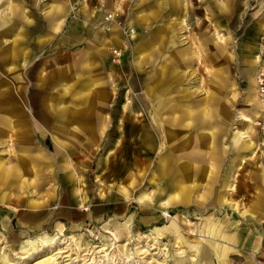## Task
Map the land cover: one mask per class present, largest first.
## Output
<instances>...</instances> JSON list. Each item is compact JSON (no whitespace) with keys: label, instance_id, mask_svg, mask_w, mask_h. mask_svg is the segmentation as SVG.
Returning <instances> with one entry per match:
<instances>
[{"label":"crops","instance_id":"0c3cea01","mask_svg":"<svg viewBox=\"0 0 264 264\" xmlns=\"http://www.w3.org/2000/svg\"><path fill=\"white\" fill-rule=\"evenodd\" d=\"M91 1L93 0H83L81 9L73 14L71 0H0V145L7 140L9 150L6 151L13 156L10 161L0 159V223L3 225V230L8 229V223L13 212L16 211L10 204H6V201L13 199L10 191L22 189L28 183L31 184L33 180H28L26 174L31 171L38 172L41 166L48 167L52 191L44 201L17 199L18 203L29 206L19 214L18 224L25 227L22 231L28 233L46 230L44 227L53 223L61 232H65V227L62 226L70 227L56 220L59 218L56 216L59 211L60 213L69 212V203H73L79 196H82V200L84 199L81 188L78 187L83 180V168L73 161L74 153L106 149L110 141L107 140V128L113 116L124 118L123 125L118 119V131L121 132L123 129V135H126V140H117L115 148L127 149L125 145L123 146V142L128 144V147L146 149L148 139L145 138L152 132L149 120L152 116V108L149 92L143 85L153 83L151 76L156 70L158 73L168 62H172L169 65L172 70L191 69L194 72V76L190 79L197 78L199 79L197 84L204 85L205 95L201 101L205 102L206 107L204 110H199L200 112L197 110V113H192L194 104L190 105L193 107L191 109V107L182 108L180 103L175 102L173 106L171 103L167 104L168 107L165 109L167 100L160 90L157 91L158 102L164 104L162 116L166 118L173 116L174 119L173 128L170 129L167 124H161V127L157 128L152 124V130H158L157 139L160 143L158 147L163 148V153H165L164 149H171V147L174 151L173 157L171 155L164 157L163 164H160L173 162L174 159L179 162L178 165L197 166V169L191 171L192 174H197L196 177L191 175L193 178L189 179L183 178L184 174L188 173L186 168L185 170L181 167L175 168L173 180L165 184V186L170 185V188L173 187L166 195L170 196L175 193V190L179 194L181 189L178 191V187L183 186L185 182L199 181L205 185H212L214 197L215 192L225 191L229 181V168H217L216 174L213 169H207L204 166L202 160L205 161V159L194 155L196 148L209 147L205 139L206 133L210 130L209 127L212 128L211 118L225 116L224 108L214 110L210 108L211 104L214 101H221V106L225 107L229 102L226 99L230 93V74L226 70L230 66L228 59L225 60L226 50L229 53L225 46L226 41L228 42V34H222L218 25L212 20L214 10H218L220 18L229 20V11L224 6V0H208L205 9L207 14H211L207 17L210 21V29L205 30L203 35L192 32V28H189L188 34H183L186 28L184 23L189 21L190 12L194 7L191 0H120L116 3L100 0V6L96 9L91 8ZM220 7L227 9V12L223 14ZM184 9L186 17L183 19L180 15ZM118 21H121L122 25H118ZM173 24H176V28H183L180 35L189 39L188 46L179 44L177 47H171V34L167 27ZM210 37L213 38V43L215 41L217 43V45L214 44L217 48L214 52L208 50ZM223 39L227 40L223 43ZM256 39H259L258 36L244 40L241 47L251 48L253 52H257V49L259 51ZM79 43H82V46L72 48ZM139 46H145L153 53L154 57L156 56V62L148 60L141 63L137 53L142 51ZM114 50L126 52L125 59L121 62L117 61ZM219 50L222 52L220 60L218 59ZM49 56L53 61L48 60ZM209 58L215 60L214 65H205L204 73L208 75L203 76L200 73L198 77L199 66L194 65V61L202 64V60ZM144 59H146L145 56ZM251 65L256 67L257 60L253 59ZM248 73L251 74L250 100L260 110L261 104L255 93L257 72L248 70ZM189 97L190 100L198 101L192 94ZM136 103L139 104L138 108H135ZM157 105L159 108L160 104ZM197 105L203 106L200 102H197ZM159 111L158 109L155 114L157 118H160L157 116ZM17 116L19 119L15 118ZM242 118V120H248L246 116ZM224 122L222 124V121H219V130H223ZM136 126L139 127L137 139L140 140H136L133 145L129 128ZM240 130L249 132V129L243 127ZM49 137L56 145L53 151L42 144V141L44 143ZM128 137L131 140H128ZM167 137L169 140L166 139ZM104 141H106L105 144ZM235 148L238 149L236 145ZM187 149H191L190 159L194 162L199 161L201 165L196 164L197 162L183 163L181 161L182 155H185L182 150ZM237 151L239 154L242 153L239 149ZM159 157L155 159V162H158ZM213 158H210V163L206 164L221 166L225 161L224 158L219 157V154ZM238 159L244 160L240 157ZM108 163L111 164L109 161L97 160L100 167L107 166ZM141 165L139 173L145 169L144 161H141ZM161 169L163 175V168ZM129 174L127 173L125 179H131V181L127 186H119L117 192L126 198L127 202L140 203L141 211L151 210L150 217L141 216L144 227L153 220L164 222L178 217L180 221L178 223L176 220V222L178 224L181 222L180 228L183 233L190 232L188 230L190 228L187 227L190 221L182 219L185 213L174 214L172 211L179 209H167L162 206L168 198L166 195L164 196L167 198L157 201L156 190L149 193L150 187L148 188L143 178L139 176L133 180V176L127 177ZM64 183L68 184L66 186L70 195L64 201L66 204L61 202ZM205 185L199 195L208 187ZM124 190L130 194L129 197H127L128 194L123 193ZM145 194L149 195V199L141 200V196ZM191 197L193 201L196 200L192 195ZM222 201L224 203L225 199ZM49 202V205L53 204V206L52 208L49 206L50 210L45 212L44 205ZM223 203L217 201L208 210L199 211L201 218L205 219L212 215L219 218L216 212L204 216L215 204L223 205ZM201 207L204 205L202 204ZM42 213H44L43 217H41ZM100 220H106L105 225L113 228H116L117 224H122L115 217ZM193 225L191 231L197 226L203 227L204 221L201 220L199 225L194 223ZM74 227H76L75 223L71 228ZM3 230L0 227V233H5ZM205 230L207 233L206 228ZM240 230H242L241 226ZM204 238H201L204 247L202 252L204 251V256H208L212 264H216L213 255L214 242L208 236ZM189 239L194 241L191 239V234ZM254 254L257 258L258 254H261L259 260L264 263L263 249H259L258 254Z\"/></svg>","mask_w":264,"mask_h":264},{"label":"rangeland","instance_id":"374dc122","mask_svg":"<svg viewBox=\"0 0 264 264\" xmlns=\"http://www.w3.org/2000/svg\"><path fill=\"white\" fill-rule=\"evenodd\" d=\"M71 1V4H73L71 6L73 7L72 13L75 14L81 9L83 0ZM110 1L116 3L120 0ZM191 1L194 7H192L193 9L190 12L189 21L184 23L186 28H184L183 34H188L190 31L189 28H192V32L203 35L205 30L210 29V21H208L207 17L211 16V14H207L205 9L208 0ZM223 3L225 8L229 11V20L220 18V16H218V10H214L215 14L212 20L218 25V29L222 34H228V42L226 41L225 46L229 50V53L226 50L225 60L228 59L230 66L228 70H226L230 74V93L226 99L229 100V102L228 104L226 103L225 107L221 106V101H214L213 104H211L210 108L212 107L214 110L224 108L226 110L225 116L223 118L221 116L211 118L212 128L209 127L210 130L206 133L205 139L209 147L204 149L203 146L196 148L194 150V155H196L197 158L205 159V161L202 160L204 166H206L207 169H213L216 174L219 168H229V181L227 186H225V191L219 190L215 192L216 194L213 197L211 190V188L213 189L212 185L210 186L207 184L208 187H206L207 185L199 181L185 182L183 186L179 185L178 191L184 187L189 188L193 198L200 204H203L204 207L195 204L196 202L186 205L170 204L169 202L172 197L177 194V190L170 196H168L169 194L166 195L168 198L163 196V188L167 181H165L162 175L160 160L158 159V162H155V159L161 155V160H164L166 156H172L173 148H166L164 149L165 153H163V148L158 147L160 145L157 139L158 130L154 129L153 131L152 124L156 126V128L161 127V124H167L168 129H170L173 128L174 119L173 116L167 118L164 116L157 118L155 116L158 112V89L156 87L159 84L158 78L155 77L157 73L156 70L154 75L150 78L153 83L150 85H143L144 89L149 92L152 108V116L149 118L151 121L150 130L152 132L145 138L146 140L148 139L146 149L128 147L129 145L123 142V146L125 145L127 149L115 148L117 140H126V135H123V129L121 132L118 131V119L120 124L123 125L124 118L113 116L107 128V140L109 139L110 141L106 149L102 150L100 148L97 151H77L74 153L73 161L80 168H83V180L78 184V187L81 188L84 199L82 200V196H79L73 203H69V212L60 213L59 211V214L56 216L59 217L56 220L70 226L69 228L65 225L62 226L63 228L65 227V232H61L60 229L58 230V228H55V224L53 223L46 225L44 227L46 230L28 233L22 231L25 227L18 224L17 218L19 214L24 212L25 209H28L29 206L18 203L17 199L24 200L28 198L31 201H44L50 196L52 191V180L50 179L48 167L41 166L42 168L38 172H32L30 170L31 172L26 175L28 176V180H33L31 184L28 183L26 186H23L22 189L17 188L11 190L10 193L13 199L6 201V204H10L11 208L14 207L16 211L13 212L7 230H3V225L0 223L3 232L5 231V233H0V264L7 263L3 260L2 254L8 259V264H40L41 262L46 264H61L66 260H68V264H123L124 260L127 262L131 260L128 264H180L181 262L184 264H198L199 256L197 251L204 248L202 239H205L204 237L206 236L214 242L213 255L216 264H219L216 253L217 246L229 248L228 264H264L259 260L261 254H258L259 249L264 250V92H261V88L263 89L264 85H259V77L261 76L262 67L264 66V0H224ZM90 5L91 8L96 9L100 6V0H93ZM227 9L221 8L222 13H226ZM184 11L185 9L180 15L183 19L186 17ZM118 25H122V22L118 21ZM167 28L171 34L170 40L177 37V45H171V47H177L179 44L189 45V39L187 40L180 35L182 34L183 28H176V24L170 25ZM130 35L132 36V33H130ZM255 36L259 38L258 40L256 39V42H258L257 45L260 48L259 51L257 49V52H253L251 48L241 47L244 40H250ZM223 40L224 43L227 39ZM214 44L217 45L216 41L213 43V38L210 37V42L208 44L209 51L214 52L217 49ZM79 46H82V43L72 46V48ZM139 49L142 50L137 52L139 53L138 55L141 63H145L148 60L156 62V56L154 57V54L148 51L145 46H139ZM114 54L117 56V61L119 62L123 61L127 55L126 52L123 53L118 50H114ZM144 56L146 59H144ZM42 58L43 56L41 60ZM47 58L53 61L52 57L49 56ZM218 59H222L221 50H219ZM253 59L257 60L256 67L251 65ZM214 63L215 60L210 58L202 60V64H198V62L194 61L193 64L199 66V73L197 76L199 77L200 73L203 76H207L208 74L204 73L205 65L212 66ZM171 64L172 62H168L163 65L166 67V75L168 78L165 80V75L160 86V90L165 91L164 96L167 100V102H165V109L168 107L167 104L171 103V106H173L176 102L180 103L182 108H190V105L194 104L193 107L195 108L191 107V109H194L192 113H197V110H204L206 104L204 101H201L205 95L204 85L197 84L199 82L197 78L190 79V77L194 76V72H192L191 69H186L184 71L179 69L172 70L169 68ZM248 70L257 72L255 77V93L257 100L261 104L260 110L257 109L258 107L255 106L256 104L250 100L251 74L248 73ZM245 71H247V74L243 73ZM173 72L179 74V81L177 80L175 82L172 79ZM147 86L149 88H147ZM138 87L140 88V85ZM190 94H192L194 98H197L198 101L190 100ZM197 102H200L203 106L198 107L199 105H197ZM136 104L138 106L135 105V108H138L139 104ZM22 105H24V103ZM244 116H246L248 120H242ZM15 118L19 119V116ZM220 120L222 124L225 121L223 130H219ZM240 123H242V125ZM241 126L245 129H249L247 136L254 144V147L252 149L245 148L244 151L239 154L233 140L237 131L242 129ZM138 129V126L129 128V136L132 138L131 142L133 145L136 140H140L137 139L139 135ZM130 137H128V140H131ZM166 139L169 140L168 137ZM105 143L106 141H104V144ZM42 144L51 151L56 149V145L50 137L46 139L44 143L42 141ZM7 146V140L0 145V159L10 161L13 156L6 151L9 150ZM182 151L185 152L183 153L185 155L181 157L183 163L194 162V160L190 159L192 154L189 151H191V149ZM217 154H219L220 158H224V163L221 166L217 164L207 165V162L210 163L209 159ZM239 157L244 160L240 161L238 159ZM99 159L107 162L109 161L111 164L108 163L109 165H102L100 167L97 164V160ZM141 161H144L145 169L139 173L142 166ZM196 162L197 161L194 163ZM196 164L201 165L202 163L198 161ZM132 171L133 173H131ZM127 173H130L127 177L130 178L133 176V180L139 176L143 178L145 184H148V188L150 187L148 189L149 193L156 190L155 198L157 201L166 197V202L163 203L162 206L167 209H179L172 211L174 214H176V212L185 213L182 219L190 221L187 224V227L190 228L188 229L190 232H187L188 235L185 234V232L183 233L180 228L182 225L181 222L178 224L180 221L178 217L174 218V220L171 219L172 221L164 222H156L157 220H153L148 222L146 227H144L141 216L150 217L151 210L141 211L140 203L136 201L127 202V199L120 196L117 192L119 186H127L131 181V179H125ZM66 185L68 184L64 183V190L61 198L62 203H65L64 201L66 198L70 197L69 189H67ZM204 185L206 190L199 195ZM123 193L128 194L127 197L130 196L126 190H124ZM84 194L86 196H84ZM223 194V199L229 203H223V205H221L222 203L215 204L204 216L206 217L216 212V216L220 219L213 215L202 219L199 211L208 210L212 204L215 202L217 203L219 196L223 197ZM202 197L204 200H202ZM141 199L148 200L149 195L145 194L141 196ZM49 204L50 202L44 205L46 209L45 212L50 210L49 206L51 205ZM43 216L44 213H42L41 217ZM110 217L117 218L122 224H117L116 228L108 227L105 225V219ZM209 218L219 223L228 224L229 228L233 227L239 229L240 232H245L248 235L247 242L252 239L255 240L253 243L246 242L244 247H232V245H229L226 241L220 242L218 239L207 235L205 225L203 227L197 226L195 230L191 231V228L194 227L193 223L199 225L201 220L205 223ZM100 219H104L105 221ZM167 219H169V217ZM176 220H178V223ZM73 223L76 224V227L71 228ZM240 226L242 230H240ZM184 228L186 229V227ZM189 234H191V239L194 241L189 239ZM40 237L49 239V242L52 238L58 241H51L52 244L45 245L44 247L42 243L37 240L38 238L40 239ZM30 238H32L35 244L32 246H24L23 248V244L28 243ZM199 239L201 240L196 242ZM60 244L62 245L60 246ZM58 251H61L62 254H59L60 256H55L58 259L57 261L52 262L48 260V257L56 254ZM32 253H37L35 254V260L31 258ZM254 253L258 254V258L255 257ZM180 259H182L181 262ZM200 263L206 264L203 261H200Z\"/></svg>","mask_w":264,"mask_h":264},{"label":"bare ground","instance_id":"6f19581e","mask_svg":"<svg viewBox=\"0 0 264 264\" xmlns=\"http://www.w3.org/2000/svg\"><path fill=\"white\" fill-rule=\"evenodd\" d=\"M174 38L171 40V44L172 45H176L178 43L177 42V37H174ZM166 74H167V70H166V67L165 66H162L161 69L159 70V72L155 74V77H157L158 80H159V82H158L159 84L157 85V87L155 86L158 90H160L161 83L164 80L163 78L165 77ZM172 75H173L172 76V79L175 82L177 80L179 81V74L173 72ZM260 75L261 76L259 77V85H264V66L262 67V72H261ZM167 78L168 77L166 75L165 80H167ZM260 88H261V86H260ZM160 92L163 95L165 93L164 90H160ZM261 92H264V88L263 89L261 88ZM158 103L160 104V107L158 108L160 110L159 111L160 113H158L157 116L162 117V113L161 112L164 109V104H163V102H160V101ZM247 134H248V132L238 130L237 133H236V135H235V138L233 140V142L235 143V145L237 146V148L239 149L240 152L241 151H244L245 148L246 149H250V148L252 149L254 147V144L248 138ZM161 157L162 156L159 157V160H160V163L163 164V162L161 160ZM178 164H179V162L178 161H174V159H173V162H168V163L165 162L164 165H161V168H163V172H164V174H163L164 175V178L166 177V181L173 180L172 178H174L175 168H178L179 169V167H181L184 170H185V168L187 169V172L188 173L187 174L186 173L184 174V176H183L184 179H189L190 177L193 178L191 175H193L194 177H196L197 174H192L191 173L192 170L197 169L196 168L197 167L196 165H187V164L178 165ZM173 169H174V171H173ZM199 177H201V176H199ZM170 187H171L170 185H168V186L166 185L163 188V196L166 195L167 193H169L170 192V189L173 188V187L172 188H170ZM191 195L192 194H190L189 188L184 187V188L181 189L180 193L177 194L176 197H172V199L170 200L169 203L170 204L171 203L172 204H183V205L189 204V203H191L193 201ZM220 195H221V193H220ZM222 198H223L222 196H219V199H218V202L219 203H223L222 200H224V199H222ZM202 200H204V198H202ZM194 202H196L195 204H199V205L202 206V204H200L197 200L193 201L192 203H194ZM225 202L226 203H229L228 201H225ZM204 225H205V228L207 229V235L212 236L215 239H218L220 242L221 241H226L229 245H232V247H235V246H237V247H242L243 246L244 247L245 243L247 242L248 235L245 232H240L239 229L233 228V227H231V228L228 227L227 228L228 224L226 225L224 223H219V222H216V221H214V220H212V219L209 218V219H207L205 221ZM226 228H227V230H226ZM37 240H39L44 247H45V245L47 246L49 244H52L51 241H53V242L58 241V240H54L52 238L50 240V242H49V239H47L45 237H40V239L38 238ZM254 240L255 239H252L249 242H252ZM249 242H247V243H249ZM34 244H35V242H33L32 238H30V241H28V243H26V244H23L22 247L24 248V246H32ZM61 245L62 244H60V246ZM44 247H43V249H44ZM195 250H196V248H195ZM202 250H203V248H201V249H199L197 251L198 252V256H199L198 257V264H201L200 261H203L206 264H212V262L208 259V256L207 257L204 256V251L202 252ZM228 250H229V248H224L222 246H217L216 247V253H217V256H218V259H219V264H228L227 263L228 262V258H229L228 257V254H229V251ZM144 251H146V250H144ZM35 254H37V253H35ZM35 254H33V253L31 254L32 260H35L36 259V255ZM59 254H62V252L61 251L56 252V254L48 257V260H51L52 262L53 261H57L58 259L55 256H58ZM2 256H3V260L5 262H7L5 264H8V259L3 254H2ZM181 260L182 259H180V262H181ZM69 261H71V260H69ZM130 261L128 260V262H127L126 260H124V263L123 264H128V263H130ZM67 262H68V260L63 261L61 264H68ZM40 264H46V263L41 262ZM180 264H184V263L181 262Z\"/></svg>","mask_w":264,"mask_h":264}]
</instances>
